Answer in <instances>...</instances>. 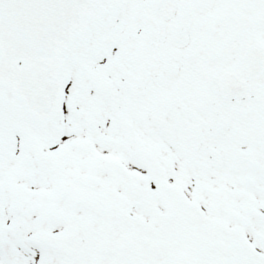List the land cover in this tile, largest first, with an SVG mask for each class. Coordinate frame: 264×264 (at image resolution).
I'll return each instance as SVG.
<instances>
[{"label":"snow or ice","instance_id":"snow-or-ice-1","mask_svg":"<svg viewBox=\"0 0 264 264\" xmlns=\"http://www.w3.org/2000/svg\"><path fill=\"white\" fill-rule=\"evenodd\" d=\"M0 264H264V0H0Z\"/></svg>","mask_w":264,"mask_h":264}]
</instances>
